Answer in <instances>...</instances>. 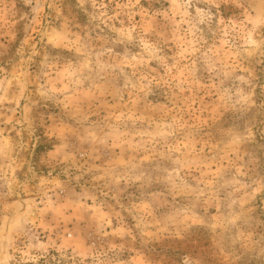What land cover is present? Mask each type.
I'll list each match as a JSON object with an SVG mask.
<instances>
[{"label":"rangeland","instance_id":"1","mask_svg":"<svg viewBox=\"0 0 264 264\" xmlns=\"http://www.w3.org/2000/svg\"><path fill=\"white\" fill-rule=\"evenodd\" d=\"M0 264H264V0H0Z\"/></svg>","mask_w":264,"mask_h":264}]
</instances>
